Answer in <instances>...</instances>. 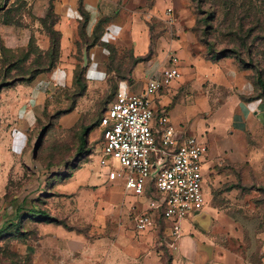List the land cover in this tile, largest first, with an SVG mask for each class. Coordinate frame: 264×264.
Masks as SVG:
<instances>
[{"label": "rangeland", "instance_id": "rangeland-1", "mask_svg": "<svg viewBox=\"0 0 264 264\" xmlns=\"http://www.w3.org/2000/svg\"><path fill=\"white\" fill-rule=\"evenodd\" d=\"M66 1L0 0V264H80L82 243L121 237L131 264H264V0H114L115 25L92 28ZM133 12L150 34L136 57ZM156 50L181 67L173 124L207 146L203 210L177 235L136 230L145 199L98 166L101 116Z\"/></svg>", "mask_w": 264, "mask_h": 264}, {"label": "built area", "instance_id": "built-area-1", "mask_svg": "<svg viewBox=\"0 0 264 264\" xmlns=\"http://www.w3.org/2000/svg\"><path fill=\"white\" fill-rule=\"evenodd\" d=\"M180 74L174 60L148 77L139 93L118 86L99 121L102 176L145 199L134 218L138 231H151L161 219L177 235L180 221L198 215L205 204V142L175 127L166 106L153 107L154 97Z\"/></svg>", "mask_w": 264, "mask_h": 264}, {"label": "crops", "instance_id": "crops-1", "mask_svg": "<svg viewBox=\"0 0 264 264\" xmlns=\"http://www.w3.org/2000/svg\"><path fill=\"white\" fill-rule=\"evenodd\" d=\"M66 2L67 3L62 5L63 7H66L68 9L66 16L70 18H79L80 16L77 13L78 10H76L77 0H68ZM115 6L116 2L114 0H82V8L87 14L88 23L91 28L100 18H103L104 22L115 25L117 14L110 16L109 13L110 10H113V12L116 13L117 9ZM140 24V21L136 19L135 13L129 15L128 31L129 36L133 39L135 57L139 54H145L149 49V31L147 32L146 29H143ZM69 35V32L67 33L62 31V45L64 44L63 40H66ZM168 55L170 58L172 57L170 51L162 53L161 51L156 50L154 54H152V56L150 55L142 61H136L132 72L133 81H144V84H141L140 82L138 85H135L133 87L125 82L130 80L122 79V82L119 86H125L130 91L135 93L141 92L147 78L155 73H158L162 69V67H165L169 63L170 58L167 59ZM172 55L175 56V54L173 53ZM175 64L179 69L181 68L179 67L180 65L178 64L177 60ZM200 72H205L204 68L200 69ZM170 90L171 89L169 87H163L159 91V93L154 97V109H159L161 108V106H167V103H165V101L167 100L165 94ZM173 125L175 126V124ZM117 186L120 187V184H117ZM187 243H189L187 237H183L180 241L182 251L184 250ZM89 245L90 248L83 251L84 255H80V264H131V260H134L135 258V256L132 254L138 253V255L140 256V249H138V245L132 243L130 239L124 237L112 239H97L95 242L89 244L82 243V246L85 247ZM145 262L146 259H142L141 264H145Z\"/></svg>", "mask_w": 264, "mask_h": 264}, {"label": "trees", "instance_id": "trees-1", "mask_svg": "<svg viewBox=\"0 0 264 264\" xmlns=\"http://www.w3.org/2000/svg\"><path fill=\"white\" fill-rule=\"evenodd\" d=\"M80 1V9H81V13L82 14H84L85 16V18L87 19L88 17H87V14H86V12L83 10V8H82V0H79ZM80 13V14H81ZM53 46L54 45H52V47L51 48H53ZM145 59V57H138L137 59H136V61H142V60H144ZM259 81H260V85H261V87H262V89H263V91H264V81L262 80V79H260L259 78ZM166 264H168V263H166Z\"/></svg>", "mask_w": 264, "mask_h": 264}]
</instances>
